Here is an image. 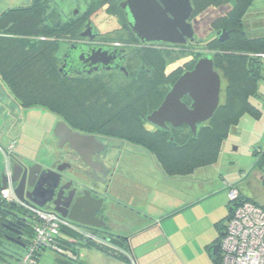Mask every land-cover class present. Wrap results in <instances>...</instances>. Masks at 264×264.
Masks as SVG:
<instances>
[{
  "label": "trees",
  "instance_id": "obj_1",
  "mask_svg": "<svg viewBox=\"0 0 264 264\" xmlns=\"http://www.w3.org/2000/svg\"><path fill=\"white\" fill-rule=\"evenodd\" d=\"M48 2L32 0L27 6L0 13V82L20 108H44L72 131L140 146L168 177L188 176L212 164L229 129L245 116L258 117L250 99L256 97L261 78L264 37L251 35L249 16L254 0H191L195 16L206 13L211 18L220 12L208 22V31L225 30L229 34L224 42L216 36L207 42L208 55L221 79L220 102L212 118L198 125L195 135L186 127L153 131L145 127L147 116L161 105L180 75L193 68L195 60L187 61L184 69L176 65L169 70L171 64L161 54L168 49L128 44L127 76L100 72L63 78L58 73L62 45L79 39L86 17L59 22L46 14ZM90 2L86 16L103 7L102 0ZM107 8L120 11L116 4ZM259 155L256 166L264 162V151ZM242 200L256 204L240 194ZM228 209L226 218L216 225L219 236L215 243L231 214L229 202ZM28 233L31 237V222ZM61 234L122 259L108 247L83 240L70 229H62L56 238L61 248L71 243L64 242ZM209 249L211 253L212 247ZM61 257L55 258V264H76L67 261L63 253ZM211 258L215 264L218 256Z\"/></svg>",
  "mask_w": 264,
  "mask_h": 264
},
{
  "label": "rangeland",
  "instance_id": "obj_2",
  "mask_svg": "<svg viewBox=\"0 0 264 264\" xmlns=\"http://www.w3.org/2000/svg\"><path fill=\"white\" fill-rule=\"evenodd\" d=\"M28 2L29 0H0V12L24 6ZM91 5L90 0H49L46 14L54 16L59 22H65L87 17L85 12ZM112 10L111 8L103 11L100 9L91 14V20L100 33L111 32L101 37L100 42L119 43L122 41V37L115 34V30L122 27L121 24L125 22L124 16L121 11ZM249 22L252 29L251 35L264 37V0H254L250 8ZM116 33H118L117 30ZM216 33L214 32V36ZM121 34L125 36L124 32ZM211 38L212 36H208L207 40ZM69 45H62L60 55ZM168 51L161 54L166 63L171 64L169 70L176 65H183L184 69L193 60L197 61L210 52L206 48L168 49ZM262 61L263 67L261 78L256 85V97L250 99L251 105L259 112L258 117L245 116L240 124L231 127L223 140L217 158L207 167L196 169L185 177H167L161 169L157 168L155 161L146 151L123 144L132 153L138 155L136 162L128 163L131 167L128 174L153 190L154 207L160 209L165 203L170 205L172 202L177 205L178 200L193 203L201 195L207 196L205 201L183 211L171 221V227L181 229L183 234L201 233L205 236L208 234L213 240L217 238V228L214 222L210 223V219L216 218L215 221H219L228 214V189L230 187H237L243 196L264 208V162L256 166L259 153L264 151V57ZM56 122H59V119L44 108H20L0 82V148L7 149L15 142L11 152L14 159H23L25 164L39 161L50 164L54 161L53 149L46 142L52 139L49 134ZM109 142L110 144L120 143L115 139H110ZM253 152L257 155H253ZM5 166V158L0 150V174L5 170ZM151 236L152 242L159 239L156 238V234H151ZM60 238L66 243L73 242L69 247L61 248L67 261H74L76 264H121V261L112 255L103 253L94 247L88 248L79 240L72 241L64 234H61ZM148 244L139 247V253L155 248L154 244ZM187 244L188 248L186 246L185 250L187 261L191 259L189 263L196 264L205 261L213 264L207 254L199 257L198 253L191 250L193 242ZM56 257L61 256H57L47 248L39 257L38 264H55ZM189 263L185 262V264Z\"/></svg>",
  "mask_w": 264,
  "mask_h": 264
},
{
  "label": "flooded vegetation",
  "instance_id": "obj_3",
  "mask_svg": "<svg viewBox=\"0 0 264 264\" xmlns=\"http://www.w3.org/2000/svg\"><path fill=\"white\" fill-rule=\"evenodd\" d=\"M125 1L126 0H102L103 7L101 8V10L103 11L106 10L107 7H111L112 5L116 4L118 5L120 11L123 13L125 22L121 24L122 27H118V29H116L118 33H116L115 30V34H118L119 37H122L121 42H100L99 39L101 37L111 32L100 33L92 22L91 15H88L84 19L80 34L85 32L87 29H89L90 31H88V34L84 38L80 37L79 34V39L74 43H70L69 45H85L94 47L107 46L111 49L119 50L121 52L120 57L123 58V70H108L100 72L122 73L124 76H127L125 65L127 52L126 46H128V44L129 46L138 44L140 46L157 48L158 50H192L195 48L205 49L208 42V36H212V38L214 37V33L208 31V22H211V19L216 18L220 12L214 13V17L212 16L211 18H209L206 13L195 16L193 12V15L188 23L191 24L194 31V41L186 39V43L181 46L157 43H142L133 35L128 27L125 11L121 8V4ZM31 2L32 0H29L28 4L24 6L29 5ZM74 14H77V12H74ZM121 32H124L125 36L121 34ZM249 32L251 31L249 30ZM124 47H126V49ZM182 102L190 107L191 101L187 97H184L182 99ZM145 127L152 131L158 129V127L148 123L147 120ZM184 127L186 126L176 129H181ZM53 129L49 134L51 135L52 139L47 141L46 144H50L51 149H53L52 153L55 156V160L50 164H47L44 161L25 164L23 159H14V157L11 156L9 160L10 177L7 180L11 181L12 170L14 168L16 169L17 174L22 175L25 168L40 166L41 169L37 168L33 170L34 172L32 171L33 173L31 182L35 185L36 180L38 179L42 171H56L59 166L65 165V169L62 173H60L61 180L59 187L54 197L52 198V201H56L57 206L50 203L47 204L43 209L53 211L54 208L57 207L58 211L60 212V214H58L59 216H70L74 220L89 222L94 226H99L100 229L98 230L91 227L81 228L78 226V224L64 219L65 221L69 222L74 228L80 229L79 231L89 233L91 235V240L89 241L106 246L114 254H117L119 256H125L126 254L129 255L128 250L126 248L124 249V247L126 246L124 238L133 240L135 239V237L141 231V229H139V226L142 222V219L138 216L139 203L138 196L134 187L135 181L133 180V177L129 179L123 177L121 173L118 172L117 168L121 165L126 167L128 166L131 169L128 163L132 161L136 162L138 158L137 154L132 153L131 150L123 144L139 147L140 149L142 148L140 146L132 145L121 140H118L120 142L119 144H110V139L108 138L79 133L83 136H94L97 139L98 143L102 144L103 146V148L99 151L95 148H89L87 151H85L89 154L90 159L88 161V165H86V163L80 156H78L74 151L70 150L67 143L61 142L53 137ZM165 129L170 130L174 128L167 124ZM18 166L23 168V170L18 169ZM2 174L3 173L0 174V180ZM124 180L125 182L126 180H128L130 185H126L124 183ZM12 184L15 189L17 183L12 182ZM26 190L30 191L31 189L26 188ZM74 190H76V192ZM124 196L129 198V203H123L121 201V198H123ZM76 200L77 203L74 206ZM13 203L14 202L8 204L4 201L0 203V263L2 264H7L8 262H10L12 260V257L20 256L21 260L30 239L28 233V228H30V214L28 211L29 206L25 205L24 203H20L17 207H14L12 206ZM114 207L121 209L126 208L127 211L131 212L130 218H122L117 212L115 213L114 209H112ZM5 211L16 214L18 218L6 214ZM90 213H94L95 217L98 220L93 219ZM128 225H130L129 228H133L134 230H127L126 228L128 227ZM153 225L154 224L151 221H148L145 227L147 230H149L152 229ZM74 240L77 239L72 238V241ZM56 255L61 256V254Z\"/></svg>",
  "mask_w": 264,
  "mask_h": 264
},
{
  "label": "water",
  "instance_id": "obj_4",
  "mask_svg": "<svg viewBox=\"0 0 264 264\" xmlns=\"http://www.w3.org/2000/svg\"><path fill=\"white\" fill-rule=\"evenodd\" d=\"M121 8L125 11L129 29L142 43L181 46L186 43V39L195 40L192 26L188 23L194 12L191 0H126L121 4ZM88 31L90 30L87 29L81 33L80 37H86ZM228 35L225 30L216 33L219 42H224ZM120 53L119 50L107 46L71 45L62 56L58 73L66 78L90 75L100 71L123 70V58L120 57ZM220 89V75L214 70L212 56L206 54L195 63L190 71L180 75L167 92L161 105L147 116V122L160 129H165L167 124L174 129L186 126L195 135L198 125L209 121L217 110L220 102ZM184 97L191 101L190 107L182 102ZM53 137L67 143L70 150L80 156L86 165L90 159L85 151L89 148H95L98 151L103 148L94 136H83L73 132L61 121L56 123ZM65 167V165L59 166L56 171H42L35 185L31 182L32 173L37 168L41 169L40 166L25 168L22 175L17 174L14 168L11 182L17 183L14 194L18 202L40 209L50 203L57 206L52 198L60 184V173ZM17 168L23 170L20 166ZM6 181L7 177L2 174L0 191L5 189ZM26 188L31 190L27 191ZM76 203L77 200L74 206ZM18 205L17 202L12 204L14 207ZM53 211L60 214L57 207ZM5 213L18 218L14 213L8 211ZM90 214L93 219L98 220L94 213ZM60 216L78 224L81 228L100 229L99 226H94L89 222L77 221L70 216ZM124 241L129 244L130 239L124 238ZM219 247V242L213 245L210 255L216 256ZM19 260L20 256L12 257L7 264H17Z\"/></svg>",
  "mask_w": 264,
  "mask_h": 264
},
{
  "label": "built area",
  "instance_id": "obj_5",
  "mask_svg": "<svg viewBox=\"0 0 264 264\" xmlns=\"http://www.w3.org/2000/svg\"><path fill=\"white\" fill-rule=\"evenodd\" d=\"M15 142L3 152L6 166L3 174L10 177L9 160L12 156ZM0 198L6 203L18 202L14 194V186L7 180ZM228 202L231 214L223 224L219 240L218 259L215 264H264V208L250 201H240L237 187L228 189ZM31 222V237L25 248L22 259L17 264H38L42 252L49 248L55 254L63 251L56 243V238L62 229L75 231L81 239L91 240V235L74 228L58 214L51 210L28 208ZM125 264H136L132 256L125 255Z\"/></svg>",
  "mask_w": 264,
  "mask_h": 264
},
{
  "label": "crops",
  "instance_id": "obj_6",
  "mask_svg": "<svg viewBox=\"0 0 264 264\" xmlns=\"http://www.w3.org/2000/svg\"><path fill=\"white\" fill-rule=\"evenodd\" d=\"M156 163V162H155ZM157 165V163H156ZM157 168L159 166L157 165ZM118 172L121 173V175L125 178H131L132 176L128 174V170L130 168L127 166H119L117 168ZM127 170V172H126ZM162 171V170H161ZM168 177V176H167ZM135 181V191L138 196V207H139V217L142 219L140 223L141 231L140 233L135 237V239H130L129 244H126L124 249L126 248L128 250V253L132 258L134 259L136 264H185V262L189 263L186 259V246L188 248L189 242H193V245L191 250L195 251L197 255H204L207 254L208 257L212 260V256L210 255V249L213 245H215V240L219 236V227L216 225L223 219L219 221H215L216 218L210 219V223L214 222L215 228H217L218 236L217 238L210 239L208 234L205 236L201 233H194V234H183L181 233L182 230L179 228L171 227V221L175 220V218L182 213L185 210H188L192 207H194L196 204L203 202L207 199V196L205 194L201 195V197H198L197 201H194L193 203L190 201H182L178 200L177 205L172 202L170 205H165L161 207L160 209L154 207V199H153V190L146 184H143L142 182L136 180ZM124 183L126 185H130L128 180H124ZM159 194V192H156ZM129 200L128 197L124 196L121 198V201L123 203H127ZM129 203V202H128ZM114 209L115 213L117 212L122 218L129 219L130 213L127 211L126 208H112ZM229 212V209H228ZM227 216V215H226ZM226 218V217H225ZM148 221H151L154 225L152 229L147 230L146 229V223ZM127 227V226H126ZM130 225L126 228L127 230L131 231L133 228H129ZM134 230V229H133ZM151 234H156V238H159L156 242H152L153 238ZM150 236V237H149ZM154 244L155 248H150L144 252H140L138 248L148 244V243ZM142 243V244H140ZM149 243V244H150ZM148 244V245H149ZM190 249V248H189ZM157 250V251H156ZM190 250V252H191ZM158 253V254H157ZM119 256V255H118ZM122 259H119L121 261V264H125L127 262V259L125 256H120ZM117 259V258H116ZM213 263V261H212ZM191 264V263H189ZM196 264H208V262H202V263H196Z\"/></svg>",
  "mask_w": 264,
  "mask_h": 264
}]
</instances>
